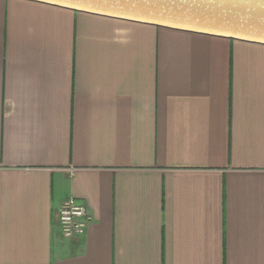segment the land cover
Wrapping results in <instances>:
<instances>
[{"label": "crops", "instance_id": "obj_1", "mask_svg": "<svg viewBox=\"0 0 264 264\" xmlns=\"http://www.w3.org/2000/svg\"><path fill=\"white\" fill-rule=\"evenodd\" d=\"M0 264H264V44L0 0Z\"/></svg>", "mask_w": 264, "mask_h": 264}, {"label": "water", "instance_id": "obj_2", "mask_svg": "<svg viewBox=\"0 0 264 264\" xmlns=\"http://www.w3.org/2000/svg\"><path fill=\"white\" fill-rule=\"evenodd\" d=\"M174 30L264 44V0H32Z\"/></svg>", "mask_w": 264, "mask_h": 264}, {"label": "built area", "instance_id": "obj_3", "mask_svg": "<svg viewBox=\"0 0 264 264\" xmlns=\"http://www.w3.org/2000/svg\"><path fill=\"white\" fill-rule=\"evenodd\" d=\"M93 216L84 203L74 197L65 199L58 210V223L62 235L71 240L80 238Z\"/></svg>", "mask_w": 264, "mask_h": 264}]
</instances>
